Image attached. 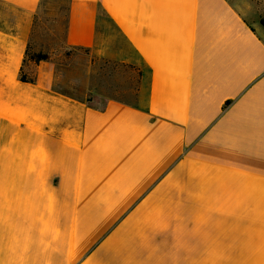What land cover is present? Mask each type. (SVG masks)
I'll use <instances>...</instances> for the list:
<instances>
[{"label":"crops","instance_id":"obj_1","mask_svg":"<svg viewBox=\"0 0 264 264\" xmlns=\"http://www.w3.org/2000/svg\"><path fill=\"white\" fill-rule=\"evenodd\" d=\"M53 1L0 0V264H124L132 220L145 234L167 223L169 264H264V26L250 1L67 0L82 96L52 85L50 60L19 78Z\"/></svg>","mask_w":264,"mask_h":264},{"label":"rangeland","instance_id":"obj_2","mask_svg":"<svg viewBox=\"0 0 264 264\" xmlns=\"http://www.w3.org/2000/svg\"><path fill=\"white\" fill-rule=\"evenodd\" d=\"M252 12L246 18L249 21L257 20L264 26V0H249ZM67 0L53 1L48 8L37 15L35 29L30 40L28 57L23 68L27 78L35 77V60L37 54L46 55L52 67L51 83L59 90L68 94L83 95L87 86L85 72L88 66V56L81 50L63 49L65 34V11ZM154 233L145 234L144 227H139L134 220L122 226L121 234L124 239L119 242V261L124 264H169V250L174 247L173 241L167 238V223H161ZM151 232V230L149 229ZM144 236V238H142ZM174 259V256H172Z\"/></svg>","mask_w":264,"mask_h":264},{"label":"trees","instance_id":"obj_3","mask_svg":"<svg viewBox=\"0 0 264 264\" xmlns=\"http://www.w3.org/2000/svg\"><path fill=\"white\" fill-rule=\"evenodd\" d=\"M28 50H29V47L27 48L26 52H25V58H24V61L26 62V59L28 57ZM46 55H42V54H37L35 60H42V59H46ZM19 78L20 80L22 81H26V82H33L34 81V78L33 79H30V78H27V76L23 73V70L21 69V72L19 74Z\"/></svg>","mask_w":264,"mask_h":264}]
</instances>
